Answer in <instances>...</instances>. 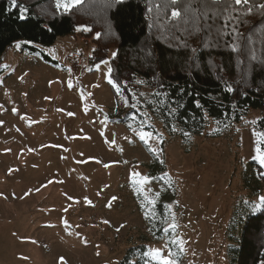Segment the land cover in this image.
Instances as JSON below:
<instances>
[{
	"label": "rangeland",
	"instance_id": "obj_1",
	"mask_svg": "<svg viewBox=\"0 0 264 264\" xmlns=\"http://www.w3.org/2000/svg\"><path fill=\"white\" fill-rule=\"evenodd\" d=\"M24 44L14 43L0 58V264H60L61 257L64 264H123L127 251L141 245L167 255L165 239H141L145 225L129 184L132 172L146 175L153 152L137 133L110 122L109 64H89L94 46L87 37L36 45L55 64ZM75 53L80 61L70 59ZM259 114L249 110L216 138L209 124L188 147L155 123L163 146L155 135L150 146L175 189L166 199L173 196L170 222L174 216L175 237L184 241L178 264H228L226 227L236 205L261 203L264 186L253 196L242 181L247 162H258ZM143 189L152 197L159 184L150 179ZM138 259L135 253L128 264Z\"/></svg>",
	"mask_w": 264,
	"mask_h": 264
},
{
	"label": "trees",
	"instance_id": "obj_2",
	"mask_svg": "<svg viewBox=\"0 0 264 264\" xmlns=\"http://www.w3.org/2000/svg\"><path fill=\"white\" fill-rule=\"evenodd\" d=\"M183 3L180 0L173 6L170 0H81L65 11L57 8V0H15L14 4L13 0H0V58L8 47L24 42L26 52L40 53L44 61L55 64L36 45L49 47L72 35L91 38L94 48L89 64L94 67L110 56L111 76L128 98L129 106H125L124 99L109 84L115 101L110 122L129 131L130 123L139 130L143 122L144 130L154 135H159L158 123L167 135L177 136L188 147L209 124L213 125L210 137H220L249 110H257L260 116L254 128L264 132V19L254 9L252 15L241 14L233 21L243 34L240 51L233 52L227 46L233 37L217 36L222 21H216L211 31L210 22L194 17L188 18L187 24L184 18L173 21L171 12L174 7L182 10ZM253 54L256 59H252ZM228 85L232 92L226 91ZM157 92L164 95L156 96ZM133 94L139 101L137 108L130 107ZM160 100L164 103H157ZM196 101L201 107H196ZM170 108L176 109L174 115H169ZM173 127L177 131L173 132ZM152 161L145 165V176L158 182L159 190L148 197L132 181L129 188L145 225L146 234L141 239L156 243L166 241L162 229L170 223L169 202L173 199L166 196L174 195L175 189L169 175L162 178L165 163L161 164L153 153ZM244 173V187L251 195H258L264 186V168L250 160ZM149 200L156 202L151 205ZM226 229L228 264H264V206L253 209L248 202L237 204ZM138 249H129L122 263L128 264L137 253V264H156L145 258L144 245ZM181 258L180 254L176 256L177 261Z\"/></svg>",
	"mask_w": 264,
	"mask_h": 264
},
{
	"label": "snow or ice",
	"instance_id": "obj_3",
	"mask_svg": "<svg viewBox=\"0 0 264 264\" xmlns=\"http://www.w3.org/2000/svg\"><path fill=\"white\" fill-rule=\"evenodd\" d=\"M15 3V0H13V4ZM81 3V0H57V8H63L65 11L69 10L72 6L78 5ZM116 3H123V0H116ZM171 5L177 6L180 3V0H170ZM254 9L259 13L261 19H264V0H259V3L253 4L252 0H184L182 10L175 8L171 12V18L173 21H178L182 18H184V22L187 24L189 23V19L191 17H194L197 21H205L210 22L209 23V31L212 30L213 27H215L216 21H222L221 26L216 30L217 36L223 38L231 36L233 37V40L229 43H227V46L231 48L233 52L240 51V44L239 41L241 37L243 36L242 33L239 32L238 26L233 23V21L238 20L243 14L244 16H250L253 14ZM152 9L149 8V11ZM183 13V16H182ZM200 25H197V29H199ZM230 29V31H229ZM77 30H80L79 28ZM249 40H251V37H248ZM17 48L20 47L19 44L16 45ZM193 52L196 51V49H192ZM116 54L113 53V56ZM252 59H256L255 55L253 54ZM104 65H108L109 61L104 60L102 61ZM97 70H99V65L97 66ZM71 71V70H69ZM113 69L109 66L106 74L107 82L112 85V87L115 89L116 94L124 99L125 106H129L128 104V98L124 96L122 89L120 88L118 82L114 80V78L111 76ZM26 75V74H25ZM23 79V77H21ZM68 87H72L71 81L68 83ZM226 91L232 92L233 88L231 85L226 86ZM89 95H91L89 93ZM156 96H162L164 94L162 93H155ZM83 96V94H82ZM133 103L130 105L131 108H137V105L139 104V101L136 99L135 94H133ZM48 99V98H46ZM157 103H164L163 100L157 101ZM196 107H201L199 101H196ZM15 111V109H13ZM60 111V109H58ZM176 109L170 108L169 109V115H174ZM68 115H73L72 113H68ZM108 117L105 115L104 120L107 121ZM136 117L133 116L132 120H135ZM2 123V122H0ZM219 123V122H218ZM128 127L134 132L137 133L138 138L140 141H142L145 145L149 146V151L153 152V154H157V149L150 146V142L152 141L154 137V133L152 131H145L143 127V122H141V128L137 130V128L133 127V125L130 123ZM172 131L175 132L177 129L175 127L172 128ZM103 135V133H102ZM184 135L187 137L189 136L188 133H184ZM155 138L157 142L162 143V135H155ZM127 139V138H126ZM113 145L116 143L115 139L110 141ZM257 146L255 147V159L258 160L259 164L264 167V150L260 147V145L264 144V132L259 133V138L256 141ZM29 151H33L32 149H29ZM121 151H123L121 149ZM162 153V149L159 150ZM99 162V161H97ZM161 164L164 163L163 159H160L159 161ZM127 163V161H125ZM110 165L105 164L104 167H109ZM138 167V165H137ZM162 178H168V173L164 174V177ZM131 179L133 184L137 185L138 191H143V186L150 183V178L148 176H144L140 174L139 172H132L131 173ZM53 181H49V183H52ZM46 186V185H45ZM36 191H39V189H36ZM69 199H72L69 197ZM117 199V197H112V200ZM155 200H149L148 203L151 205L155 204ZM260 204L255 205L254 208H259L264 206V196L260 197ZM109 207L111 204L109 203ZM67 211V209H65ZM66 229L70 227L67 220L63 221ZM104 223H108V221H104ZM178 225L175 223V219L173 216L172 222L166 223L163 227L162 231L166 235V244L168 245L167 248V255L164 254V249L159 248H151L146 253L145 256L150 257L152 261H155L156 264H178V261L176 259V256L178 254H182L184 252V241L180 240L175 237V232ZM71 234V233H69ZM32 243H36L35 241H32ZM173 249L176 251L174 252ZM22 259H25V257H21ZM60 264H64V258H60Z\"/></svg>",
	"mask_w": 264,
	"mask_h": 264
},
{
	"label": "built area",
	"instance_id": "obj_4",
	"mask_svg": "<svg viewBox=\"0 0 264 264\" xmlns=\"http://www.w3.org/2000/svg\"><path fill=\"white\" fill-rule=\"evenodd\" d=\"M82 57H83L82 54H80V53H75V54H72V55H71L70 59H71V60H74V61H80Z\"/></svg>",
	"mask_w": 264,
	"mask_h": 264
}]
</instances>
